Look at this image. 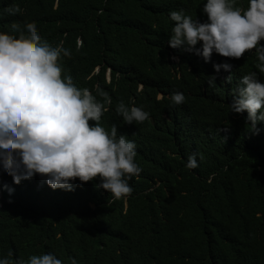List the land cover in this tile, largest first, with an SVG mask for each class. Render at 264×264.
<instances>
[{"label":"trees","instance_id":"trees-1","mask_svg":"<svg viewBox=\"0 0 264 264\" xmlns=\"http://www.w3.org/2000/svg\"><path fill=\"white\" fill-rule=\"evenodd\" d=\"M204 3L0 0V32L27 36L25 25L34 23L50 45L67 49L62 76L108 106L98 123L110 131L104 120L113 119L118 135L136 139L142 169L129 181L132 193L119 199L96 186L100 177L74 182L82 183L74 191L45 187L40 174L23 180L20 194L0 207V258L51 252L63 264H264V133L251 134L228 100L204 92L203 65L170 60L179 48L169 45L168 12L199 15ZM173 88L186 97L182 107L158 96ZM120 102L148 110L150 119L128 124L117 112ZM186 117L220 127L224 141L185 149L179 129ZM193 153L199 166L189 169Z\"/></svg>","mask_w":264,"mask_h":264},{"label":"clouds","instance_id":"clouds-1","mask_svg":"<svg viewBox=\"0 0 264 264\" xmlns=\"http://www.w3.org/2000/svg\"><path fill=\"white\" fill-rule=\"evenodd\" d=\"M202 11L208 17L203 23L183 9L170 12L175 22L169 39L172 48L194 51L205 62L211 61L214 52L239 59L255 49L257 67L264 72V0H248L244 9L237 0H206ZM25 28L27 36L21 32L18 38L0 32V207L14 193L13 184L37 174L46 177L54 190L74 191L83 182L100 177L96 186L114 198L129 195L133 191L130 179L142 171L136 162V143L118 135L116 125L110 131L101 126L98 122L106 110L104 104L88 87L79 88L71 76H62L59 59L68 55V50L50 45L34 23ZM213 67L217 73L221 69L230 72L233 65L223 62ZM99 70L100 66L95 72ZM215 79H209L210 86H215ZM227 81L231 82V75ZM234 94L232 112L247 111L246 120L256 129L258 122L264 121V81L257 72H250L241 78ZM185 99L182 92L171 96L174 104ZM117 112L128 124L150 119L142 107L124 102L118 104ZM198 166L193 153L186 167ZM3 170L13 182L3 177ZM76 178L81 185H74ZM11 256L9 252L8 257L0 258V264H63L51 252L27 260H12ZM71 264L78 262L72 258Z\"/></svg>","mask_w":264,"mask_h":264},{"label":"bare ground","instance_id":"bare-ground-1","mask_svg":"<svg viewBox=\"0 0 264 264\" xmlns=\"http://www.w3.org/2000/svg\"><path fill=\"white\" fill-rule=\"evenodd\" d=\"M237 5L240 6L242 9L247 8L248 7V0H237ZM183 8H175L172 9L168 12V19L171 22V24L174 27L175 22L172 21L170 19V12L171 11H179ZM185 14L188 16H191L193 18V20L198 19L201 23L206 22L208 20L207 15L203 12L199 15H194L190 12H188L187 10L183 9ZM202 45L198 44L196 47H200ZM81 48H72L73 52H77L79 51ZM171 53V58L170 60L172 62L175 63H181V65L183 64V62H188L190 65H193L195 68L198 65H203L204 69H205V78H206V85L203 87L204 92H206V88H210L212 89L215 94H217L218 98H225L226 100H228L229 104L232 103L233 99H234V90L239 86V82L241 80V78L244 75H247L250 72H257L258 74V78L261 81H264V72H261L260 69L257 67L258 62V58L255 54V49L253 50H249L245 53V55L239 59L237 58H230V57H224L218 53H213L212 57H211V61L210 62H205L204 58L202 56L196 55L194 51H187L185 50V48L181 47L178 49V51H173L170 50ZM63 56V54H62ZM60 57V61H61ZM223 62H228L231 63L233 65L232 70L226 71L224 69H221L219 73L216 72L215 68L213 67V65L215 63H223ZM94 74H98L97 72H94ZM231 75V82L227 81V77ZM212 76H215V86H210L209 84V79H211ZM105 78H106V82L107 83H112V69L111 67H108L106 74H105ZM103 85V84H102ZM140 88H142V85H140ZM177 92L174 88L173 89H167L166 91H162L158 94L159 98H163L166 97L167 99L171 100V96L173 93ZM172 101V100H171ZM136 104H131L129 106H132ZM178 105L179 107H182L183 104H175ZM105 108L108 107L107 105L104 106ZM148 111V110H147ZM106 113V110L104 111V114L102 115V119L104 117ZM235 113V112H234ZM238 114L239 117L243 118V120L246 123V126L250 129L251 134L255 132H263L264 133V121L258 122V124L256 125V129H253L252 125L250 122H248L246 120L247 117V111H245L244 113H236ZM233 118V117H232ZM124 120V118H123ZM104 122L108 125L113 126L115 121L113 119L108 120L105 119ZM181 122V121H179ZM93 123H97L96 121H90V124ZM258 130V131H257ZM232 136H236L238 138H245V136L247 135H237L235 133H232ZM253 135H248V138L252 137ZM129 140H133L137 147L139 146V143L136 141L135 138H127ZM199 142H197L198 140H200ZM216 141H220L223 142V138L220 135V127H214L212 125L209 126H205L203 123H196L194 120L191 119V117L188 119V117H186L180 124V129H179V142L181 144H188V146L186 147L185 144L182 145V147H184L185 149H189V148H195L198 146H201L203 149H210V146L215 144ZM74 182H80L79 178H76V180ZM14 185V193H12L11 195H19L20 194V187L21 184ZM48 184L46 183V177H45V187ZM36 186V183H35ZM51 190V189H50Z\"/></svg>","mask_w":264,"mask_h":264}]
</instances>
